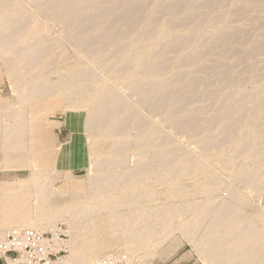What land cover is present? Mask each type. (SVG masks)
<instances>
[{
	"label": "rangeland",
	"instance_id": "374dc122",
	"mask_svg": "<svg viewBox=\"0 0 264 264\" xmlns=\"http://www.w3.org/2000/svg\"><path fill=\"white\" fill-rule=\"evenodd\" d=\"M20 1H21L22 6L25 8L28 29L31 23H32L31 25L34 24V26L32 27L30 26L29 30L27 29V26L25 30L24 29H21L20 31L18 30V32H16V34L14 35L13 39L16 40L18 38H21L22 36H25V38L27 39L29 36H30L29 38H32V37H36L37 35L39 36V35L46 34L48 32L47 29L40 32L41 30H43V28H47L43 26L45 25V22L51 23V29L53 31V32L51 31V33L53 35L58 36L60 38L62 37V39H60L61 42H59V44L54 48V52H56L58 56H62L63 63L57 66V68L53 69L54 71H50V74H49V76H52L51 79L54 82L62 78L63 76L70 74V72H72V70L75 68H78V67L83 68L85 67V65L88 66L90 63H94L93 65L95 66V69L97 71V72L95 71L96 74L100 78L108 77L109 79L110 77L111 78L109 80L110 83L112 82L111 84L117 87V88L112 87V91L115 92V95H116L115 96L116 104H114L113 102L112 106L118 105L119 102H121V100L123 99H124L123 100L124 104L127 103L123 107H120V109L123 111H120V109H118V107L116 106L112 107L114 108V110H116L117 108L116 115L122 116L126 113L131 114L129 115L130 116L129 119L131 120L130 121L128 120L127 122L128 124L130 123L129 125L131 126L127 125L128 128L125 129L124 133L129 134V136L131 137L135 136L136 138L137 136H139L141 132H144V135L146 133L145 136L150 137L151 139L152 130L155 129V132L158 131L155 137L153 138V140L151 141L150 143L151 145L150 144L147 146L145 145L142 148L141 146H138L137 144H135L136 141L134 140V143L131 144L132 148L129 145L127 146V149L126 147L125 148L123 147L121 149H119L120 147H116V148H113L112 150L110 146L111 145L110 142L102 141V142H99L97 144L95 143L94 145H92L93 140H91V135L96 136L98 135V132L96 130L89 131L79 126L78 122L80 120L78 121V119L73 118L72 115H68L67 113H55V114L49 115V119L51 121H57L61 123V128L58 130V136H59L61 143H63L64 145H70L75 139L76 144L80 146H83L85 144V153L88 156V165L75 168V177H74L75 180L77 179L76 180L77 183L83 187V191L86 193V195H84L85 198L89 197V195L91 194V191L93 192L95 188L97 187V184H98L97 181L101 180L99 179V176H98V169H97L98 162L102 160H106V158L108 157H111V152H113L114 155H119L121 153L120 155H122L123 159L126 162L125 167L123 168L115 166V169H113L111 166L110 171L114 170L113 174H117V172L122 171V170H125V171L130 170L134 172H136V170L138 169L140 170L141 165H142V163L140 162V155H145L149 163L150 161H152L150 164L154 163L152 165L154 167L155 172L157 171V166L160 163L169 161V159L173 158V156H176L175 160L180 159L182 161L185 156L184 154H187L188 156L194 159L191 162V163H194L197 160H200L203 156H205L209 148H210L209 151H211L212 154H214L215 152L222 153L226 155L225 156L226 158H232L233 163L229 164V163H225L221 161L219 162L213 156L207 157L208 162H209L208 165L210 166L209 174H211V180H213L215 176H216L215 179H217L216 182L214 180L213 183L210 182V179H209V182L210 184L212 183V184H215V186L220 187L217 191L213 192V194L200 192L198 185L200 183L199 181H203V179L199 180L197 177H194V178L190 177L187 173H180L179 175L180 185L182 186V189H183L179 191V195H177V190L173 192H170L166 188L156 190L158 198H159L158 200L159 206L162 207L163 209H162V212L160 213L161 218L153 222L151 233H153L156 237L154 241L156 242L157 240L159 244L156 247L155 252L153 254L148 255L147 252H145V250H142L140 251V254L138 255V258H137V261L141 264H150V263L151 264H209L207 260L204 259L201 250L196 248V244L198 242V238L200 234L197 233V237L193 238L191 237V233L184 231L183 226H182V224L186 222H191L190 220L193 218V215H194V211H193L194 208L198 206V204L203 205L206 203H212L213 201L215 202V206H220L225 201L233 202L234 200L231 197L234 196V194L238 193L239 191L238 194L243 195L248 202H250L251 200V202L249 203V206L250 205L253 206L252 208L251 206L250 207L248 206L249 208L246 207L247 208L246 209L244 208L245 206H243L244 210L248 214H254L258 210H260L261 212V210L264 209V159H263L264 158V136H263L264 135V102H263L264 101V0H247V1L246 0H231V1L230 0H216L217 2L215 0H208V1L207 0H182L183 7L180 5H177V6L171 5V6L161 7L162 4L160 0H102V1L96 0V1L87 2L88 4L85 3L82 6V8H84L83 9L84 14L87 17V18L83 17V20L86 21V23L82 20V22L84 23V26L77 27L75 28V30H72L71 32L73 33L75 38H79V37L81 38L86 35L87 36L94 35V37L95 36L96 38L98 37V40L101 42V43L100 42L98 43L102 46V47L98 46L99 50L97 49L98 47L96 45H93L92 48H86L84 46L81 47V45H78L80 43L77 40H75L72 37H68L71 29L64 25L63 23L64 21L61 19V17L56 12L59 11L58 8H60L62 5L64 4L68 5V3L70 5L71 4L70 2H73L74 0H59V1L58 0H49V1L40 0L41 2L39 0H19V2ZM51 1H52V4H51ZM157 1H160L158 2L160 6L159 4H157ZM118 4L120 6L122 5L123 6L120 7ZM191 6L192 8H194L195 6H196L195 8H198V10L196 11L197 13L194 12L196 13V15L194 13L191 16L186 15L187 12L189 11L187 8ZM105 8L108 10H106ZM103 10H105V12ZM52 11L53 12L56 11L54 12L55 14ZM106 11L107 12L110 11V12L107 13ZM89 13L90 15H88ZM33 17H34V20H33ZM92 17L93 19L91 20ZM173 17L177 18V21L175 23H178V24H176L175 26H174L175 23L172 24V22L170 21L171 18ZM182 18H184V21ZM54 19H56V21L52 23L51 21ZM166 19L170 21L171 23L169 24V22ZM111 21H112V25H111ZM96 22L98 24H96ZM181 24L183 26H181ZM233 26H235V28ZM34 27H36L38 31ZM33 28L35 32L37 31L36 33L32 31ZM105 29H107V31ZM63 30L66 32H64ZM147 31L149 33H147ZM26 32L27 34L25 35ZM226 32H227V35H226ZM177 34L179 36H181L180 34H182L181 37L189 36V35L190 36H189V39L188 37H186L187 40L185 39V41L184 40L179 41ZM159 35L161 36V38L163 37L162 41L160 42L161 44L157 46L156 48L152 47V49H150L151 47L150 45L155 41V39H157V36ZM174 35L175 37H177L178 41L177 39L172 38ZM71 39L73 40L71 41ZM100 39L101 40L106 39L104 41L106 48H104L105 46H103L104 45L103 44L104 42H102L103 40L101 41ZM220 40H223L224 42H221ZM234 40L235 41L237 40V41L235 42ZM135 41H137V43ZM107 43L108 45L109 44L114 45L116 48L114 46L111 47L109 45L111 47L110 48L107 45ZM126 44L129 47H127ZM146 45H149V48ZM2 47L7 48V46L6 47L2 46ZM102 48L103 50L100 51V49ZM112 48H115L113 49L114 50L113 52L111 51ZM94 49L95 51H93ZM132 50L134 51V53ZM126 52H128V54ZM129 52L130 53L132 52V55L128 56L129 58L128 57L126 58V56L130 54ZM249 54L251 56H249ZM121 55L122 56L125 55L124 58L126 59L120 58ZM98 56L100 57L98 58ZM133 56H135V58H137V60L139 61L138 65L142 64L143 67L141 65L140 66H141V69L143 70L139 68V72L141 70V73L142 72L143 73L141 75L138 74L139 78L136 77L137 79L135 78L131 80L130 79L131 75L128 74L130 75V77L129 76L127 77L126 75L129 72L127 71L125 73L127 68L123 69V67L129 66L128 63L132 62L134 59L133 60L131 59L132 61L129 60L130 62H127L128 61L127 59L134 58ZM171 57L172 58L174 57L175 59L174 58L172 59ZM119 59L122 62L123 61L127 62L128 66H126V63H123L124 65L121 63V65H123L122 67L118 63L120 62ZM82 60L85 63L86 62L87 63L85 64ZM2 63L3 61L0 57V96L2 98V102L0 104L1 105L0 112L2 111V109H4V106L6 103L14 104L16 105V107L18 106L19 104L18 97H20L19 90L21 88L17 80L11 79V78L9 79V77L6 74L7 73L6 69ZM132 64H134L135 66V64L137 63L132 62ZM132 64L130 63V67ZM134 66L131 67L133 69H130L128 67L127 70L129 71L131 70L132 72L135 71ZM121 68L122 70L120 72ZM146 78L151 79V81L153 82L155 81L153 83L154 85L152 84V86L150 87L148 86L146 90L143 89L142 91L141 89H135L134 85L136 86V83H139L140 80H144ZM121 79L123 80L121 81ZM130 80L133 82V84L131 83L129 84ZM226 82L228 83V85ZM192 86L195 88L193 89ZM148 88H151V89H148ZM168 92L170 93L169 95H168ZM165 94L166 96H164ZM247 94H249V96ZM117 95H118V98H116ZM186 98H189V99H186ZM241 98H244V99H241ZM190 102H191V105H190ZM236 102L237 104H235ZM166 104L168 106H165ZM196 108L198 109L196 110ZM201 108H204V109H201ZM135 113L137 114V117ZM141 113H143V115H141ZM142 116L144 117V119H145V116L146 117L148 116L146 119L148 120L149 118L148 122L151 124L149 125V123H147V120L146 119L144 120ZM187 117L189 118V121H187L188 120ZM190 118L194 120H191ZM140 121H143L142 123H146V124L143 126L142 124H140L141 123ZM190 122L193 123V125L196 123L195 127ZM183 123L185 125H183ZM188 123L190 126L188 125ZM119 125H122V123H119L118 126ZM137 125L140 126L139 129H137L138 127L137 128L135 127ZM182 125L184 127H182ZM187 127H191L193 131L188 129ZM186 129L188 131L185 132ZM196 132H201V134L200 133L196 134ZM136 133H138V135ZM242 136H243L242 145L245 143L244 145L246 147L247 145L246 143L249 141V145H251V147L248 146L246 148L244 147L243 149H242V145L240 147H236L235 142L238 141V139L242 140V138H240ZM156 138H158V140ZM217 139L219 142L217 141ZM233 139L235 141H233ZM226 141L228 142V144ZM204 142L209 143V144L205 146ZM0 144H1V131H0ZM252 147L254 148L253 152H255V155H253L254 157L250 158L248 156L249 152L247 151H249V149L251 150ZM237 148H241L239 150L241 151V154L239 153ZM169 149L173 150L171 151L173 153L169 152L170 151ZM178 149L179 151H174ZM158 151H162L164 155L161 154V155H158V157L154 156V155H157ZM236 151L239 153V155H237L238 153ZM147 154H149L148 155L149 157L147 156ZM181 154H183V156H181ZM166 155H168V157ZM0 158H1L0 159V189H1L2 181L4 179H8L11 182H14V181L16 182V181H19L20 179L22 180L28 179L30 175V172L28 170L27 171H18V170L15 171V170L9 169L10 170L9 171L3 168L5 163H4V154L1 150H0ZM175 163H178V162H175ZM242 167L245 170V172H248L249 170H253L256 168L255 169L257 170L256 173L251 176L253 178L252 179L253 184H251V182L250 184H248L249 183L248 181L245 182L244 180H241V178L236 176V172L240 171ZM168 168L169 167H167V170ZM3 170H6V171H3ZM88 171H90L92 174ZM183 179L184 181H182ZM52 180H55V185L58 184L60 187L66 182L63 177L62 178L60 177V179L52 178ZM58 185H56V187ZM59 186L57 188H59ZM226 187L227 189L229 187V189L226 190ZM240 189L242 191H240ZM0 196H1V191H0ZM173 196H177V198L174 200ZM228 197L232 200H229ZM68 200L71 201V198L68 197ZM216 201H218L219 203H217ZM0 216H1V206H0ZM255 222L259 225V222L257 219H255ZM126 225L127 224H125L124 226ZM103 226L106 229L103 231V233H101V235L99 236V239H97V241L100 244L108 243L110 242V240H112L111 233L107 229L108 226H105V225ZM13 228L15 227H12L10 229H13ZM58 229L63 230V232L65 233L68 230V226L66 223H58ZM68 235L69 234H66L67 241L71 239V236L69 235L70 236L69 237ZM163 240H164V243H163ZM108 254L109 255L110 254L126 255L130 259L129 254H127L123 248L119 250H109V251L103 250L98 258L102 259ZM68 255L69 253H67L66 251L64 258ZM147 258L148 259L150 258V260H148Z\"/></svg>",
	"mask_w": 264,
	"mask_h": 264
},
{
	"label": "bare ground",
	"instance_id": "6f19581e",
	"mask_svg": "<svg viewBox=\"0 0 264 264\" xmlns=\"http://www.w3.org/2000/svg\"><path fill=\"white\" fill-rule=\"evenodd\" d=\"M91 1H96V0H74L73 2H70L71 3L70 5H69V3H68V5L64 4L60 8H58L59 9L58 12H56V11H54V12L58 13V15L64 21L63 22L64 25L66 27L70 28L71 29L70 32H71L72 30H75V28H77V27L84 26V23L82 22V20H83V17H86V16L84 14V11H83L84 8H82V6L85 3L91 2ZM160 1L162 4L161 7L162 6H171V5L172 6L173 5H176V6L177 5H180V6L183 5L182 0H160ZM160 1H157V4H159L158 2H160ZM51 4H52V1H51ZM54 4H56V3H54ZM122 6H120V7H122ZM159 6H160V4H159ZM41 7H43V6H41ZM195 7L192 8V6H191V7H189L191 9L187 8L189 11L187 12L186 15H189V16L193 15V13L198 10V8H195ZM216 8H218V7H216ZM136 9H138V8H136ZM143 9H145V8H143ZM201 9H199V10H201ZM106 10H108V9H106ZM103 11L105 12V10H103ZM109 12L110 11H108L107 13H109ZM135 13H136V11H135ZM196 13H194V14L196 15ZM140 14H141V12H140ZM165 14H166V12H165ZM88 15H90V13ZM189 16H187V17H189ZM127 17H129V16H127ZM45 18H46V16H45ZM107 18H108V16H107ZM130 18H131V16H130ZM184 18H182L183 21H184ZM26 19H27V16H26L25 8L22 6L21 1L19 2V0H0V53H1L0 57L3 61L2 64L4 65V67L6 69V72H7L6 74L9 77V79L11 78V79L17 80L18 83L20 84V87H21L19 90L20 97H18L19 98L18 106L16 107V105H14V104H10V103L7 104L6 103L4 106V109H2V111L0 112V131H1L0 150L4 154V163H5L3 168L7 169V170H9V169L15 170V171L16 170H18V171H27L28 170L30 172V175H29L28 179H26V180H22V179L19 180L18 179L19 181L11 182L8 179H4L2 181L1 189H0V191H1V196H0V206H1L0 236H3L4 233L12 227H15L18 229H34V230H37L39 232H53V233H55V232L61 231L58 229V223H66L68 226V230L65 232V234H69L71 236V239H70L71 241L69 240L67 242L66 251H67V253H69V255L63 259L62 264H97L98 261H100V259L98 257L103 250H108V251L109 250H119L121 248H123L126 251V253L129 254V256H130L129 264H141L137 261L138 255L140 254V251L145 250V252H147L148 255H151L155 252V249L159 244L157 240H156V242L154 241V239L156 237L153 233H151L152 224L155 220H158L161 218L160 213L162 212V209H163L162 207L159 206V201H158L159 198H158L156 190L162 189V188H166L170 192L177 190V195H179V191L183 190L182 186L180 185L179 175H180V173H187L190 177H193V178L197 177L199 180L203 179V181H199L200 183L198 185L200 192L213 194V192L217 191L220 187L215 186V184H212L213 181L215 180V182H216L217 179H215V177H216L215 176L214 179L212 177L213 180H211V174H209L210 166L208 165L209 162H208L207 157L213 156L219 162L221 161V162H225V163H229V164L230 163L232 164L233 160H232V158H226L225 157L226 155H224L222 153H216L215 152L216 154L215 153L212 154V152L209 151L210 150V148H209V150L206 152V155L194 163H191L194 159L192 157L188 156L187 154H184L185 156H184V159L182 161L180 159L175 160L176 156L172 155L173 158H170V159L168 158L169 161L160 163L157 166V171L155 172L154 167L152 165L154 163L150 164L152 161H150V163H149L147 158L145 157V155L139 154L140 155V162L142 163V165L140 164L141 165L140 170L138 169V170H136V172L130 171V170H128V171L127 170L126 171L125 170H122V171L118 170L119 172H117V174H113L114 170L110 171L111 166L113 169H115V166L123 168V167H125L126 162L123 159L122 155H120L121 153L119 155H114V153L111 152V157H108V158L105 157L106 160H102V161L98 162V165H97L98 176H99V179H101V180L97 181L98 184H97V187L95 188V190L93 192L91 191V194L89 195V197L85 198L84 195H86V193L83 191V187L80 186L76 181L77 179L75 180V178H74L75 177V168L88 165V156L85 153V144L83 146H80V145L75 143L76 142L75 139L73 140V142L70 145H64L63 143H61L59 136H58V130L61 128V123L57 122V121H51L49 119V115L55 114V113H67L68 115H72L73 118L78 119V121L80 120L78 122L79 126L83 127L84 129H87L89 131L96 130L98 132V135H96V136L91 135V140H93L92 145H94L95 143L97 144V143L102 142V141L103 142H110L111 143L110 146H111L112 150H113V148H116V147H120L119 149L126 147V149H127V146L130 145V147H131V144L134 143V140L136 141L135 144H137L138 146H141L143 148V146H145V145L147 146L151 143V141L153 140V138L155 137V135L157 134L158 131L155 132V129L153 128L154 130H152L151 139H150V137H146L145 136L146 133L144 135V132H141V131H140L141 133L139 134V136H137L136 138H135V136H132L133 137L132 138L131 136H129V134L124 133L125 129L128 128V126H131V125H129L130 123L129 124L127 123L128 120L129 121L131 120V119H129L130 118L129 115H131V114L126 113L122 116L116 115L117 114L116 113L117 108H116V110H114V108H112V107L116 106V107H118V109H120V107H123L127 103L124 104V101H123L124 99H123V100H121V102H119V104L117 103L118 105L112 106L113 102H114V104H116L115 103V100H116L115 96L116 95H115V92L112 91V87L115 88L116 86L111 84L112 82L110 83V81H109L111 79L110 77H109V79H108V77L100 78L96 74L97 71L95 69V66L93 65L94 63H90L88 66L85 65V67H83V68H80V67L75 68L72 70V72H70V74H67L66 76H63V77L61 76L62 78H60L54 82L51 79L52 76H49V74H50V71H54L53 69L57 68V66H59L61 63H63L62 56H58V54L56 52H54V48L59 44V42H61L60 39H62V37L60 38L58 36L53 35L51 33V31H52L51 23L45 22V25H43V26H45L47 28H43V30H41L40 32L47 29L48 32L46 34L39 35V36L37 35L36 37H32V38H29L30 36L28 35L29 39L28 38L26 39L25 36H22L21 38H18L16 40L13 39L14 35L16 34V32H18V30L19 31L21 29L25 30L26 26L28 25ZM92 19H93V17L91 18V20ZM33 20H34V17H33ZM129 20H131V19H129ZM190 20H191V18H190ZM55 21H56V19L52 20L51 22L54 23ZM170 21L172 22V24H174L177 21V18L173 17V18H171ZM170 21H168L169 24L171 23ZM183 21H181V22H183ZM84 22L86 23V21H84ZM125 22H127V21H125ZM191 22H192V20H191ZM31 24H30L31 27L34 26V24L33 25H31ZM41 24H43V23H41ZM96 24H98V23L96 22ZM96 24H94V25H96ZM176 24H178V23H175L174 26ZM111 25H112V21H111ZM30 26H29V29H30ZM181 26H183V25L181 24ZM233 27L235 28V26H233ZM34 28L36 29V27H34ZM34 28L32 31H34ZM27 29H28V26H27ZM38 29H40V28H38ZM41 29H42V27H41ZM183 29H185V28H183ZM105 30L107 31V29H105ZM234 31H236V30H234ZM27 32L25 33V35L27 34ZM64 32H66V31H64ZM70 32H69L68 37H72L75 40H77L80 43L78 45H81V47L84 46L86 48H92L93 45H96L97 47L101 46L98 43V42H100L98 40V37L96 38V36L94 37V35H90V36L86 35V36L81 37V38L80 37L75 38L73 33L72 32L70 33ZM81 32H79V33H81ZM147 33H149V32L147 31ZM101 34H103V33H101ZM30 35H31V33H30ZM32 35H33V33H32ZM180 35L182 36V34H180ZM226 35H227V32H226ZM181 36L178 35L179 41H183V40L185 41L186 37H188V39H189L190 35L189 36H183V37H181ZM219 36H220V34H219ZM162 38L160 35L157 36V39H155V41L150 45L151 46L150 49H152V47L156 48L157 46H159L161 44L160 42L162 41ZM172 38L177 39V37H175V35ZM205 38H207V37H205ZM227 38H228V36H227ZM240 38H239V40H240ZM65 39H66V37H65ZM178 39H177V41H178ZM72 40L73 39H71V41ZM105 40H103L102 42H104ZM206 40H208V39H206ZM113 41H114V39H113ZM126 41H127V39H126ZM191 41H189V42H191ZM220 41L224 42L223 40H220ZM135 42L137 43V41H135ZM103 44H104L103 46H105V42ZM107 45H108V43H107ZM2 46H5V47L7 46V48H4ZM9 46H11V47H9ZM110 46L112 47L114 45H110ZM146 46L149 48V45H146ZM204 46H206V45H204ZM127 47H129V46L127 45ZM104 48H106V46ZM115 48H112L111 51L113 52L114 51L113 49H115ZM97 49L99 50V47ZM101 50H103V48L100 49V51ZM93 51H95V49ZM208 52H209V50H208ZM254 52H255V50H254ZM126 53L128 54V52H126ZM133 53H134V51H133ZM93 55H94V53H93ZM130 55H132V52L129 55H127L126 58ZM121 56H120V58L126 59V58H124L125 55L122 57ZM249 56H251V55L249 54ZM99 57L100 56H98V58ZM133 57L134 58L127 59L128 60L127 62H130L134 59L132 62H136L137 64H135V66H134V64H132V62H130V63L134 66V69L136 72L135 71L132 72L130 70L131 71V73H130V71L127 70L128 67L130 69H133V68H131V67H133L132 65L130 67V63H128L129 64V66H128L127 62H124V61L122 62L120 59H119L120 62H118L120 65H121V63L122 64L126 63V66H128V67H123L124 64L121 66L123 67V69L127 68L125 73L127 71L129 72L126 75H127V77L128 76L130 77V75H131V77H130L131 80L135 79L136 77L139 78L138 74L141 75L143 73V72L141 73V70H143V69H141L142 64H140L141 66L138 65L139 61L137 60V58H135V56H133ZM101 58H102V56H101ZM110 58H112V57H110ZM106 59H108V58H106ZM199 61H201V60H199ZM139 68L141 69L140 72H139ZM174 69H175V67H174ZM121 70H122V68L120 69V72H121ZM128 74H130V75H128ZM122 80L123 79H121V81ZM130 81H129V84L130 83L133 84V82L132 81L130 82ZM138 81H139V79H138ZM154 82L151 81V79L146 78L144 80H140L139 83H136V86L134 85V87H135V89H141V91H142L143 89L146 90V88L148 86L149 87L152 86V84ZM227 85H228V83H227ZM155 86H156V84H155ZM155 86H153V87H155ZM151 88H148V89H151ZM192 88L194 89L195 87L192 86ZM225 88H226V86H225ZM137 91H139V90H137ZM145 92H147V91H145ZM131 93H133V92H131ZM155 94H157V93H155ZM169 94L170 93L168 92V95ZM118 95L116 98H118ZM244 95H246V94H244ZM247 95L249 96V94H247ZM164 96H166V94ZM177 97H179V96H177ZM163 99H164V97H163ZM186 99H189V98H186ZM241 99H244V98H241ZM241 99H240V101H241ZM144 100H143V102H144ZM140 101H142V100H140ZM169 101H170V99H169ZM1 102H2V98L0 96V104H1ZM136 102H137V100H136ZM149 102H151V101H149ZM185 104H184V106H185ZM235 104H237V102ZM260 104H261V102H260ZM190 105H191V102H190ZM165 106H168V105L166 104ZM221 106H223V105H221ZM230 106H232V105H230ZM198 107H200V106H198ZM243 107H245V106H243ZM197 109L198 108H196V110ZM201 109H204V108H201ZM120 111H123V110L120 109ZM134 111H135V109H134ZM175 111H176V109H175ZM193 111H194V109H193ZM136 113H135V115L137 117ZM202 114H204V113H202ZM141 115H143V113H141ZM195 116H194V118H195ZM147 117L145 116V119ZM139 119H140V117H139ZM143 119H144V117H143ZM148 120H149V118H148ZM148 120H147V123H149ZM191 120H194V119H191ZM150 121H151V119H150ZM187 121H189V118ZM196 121H194V122H196ZM140 122H141L140 124H142L143 126L146 124V123H142L143 121H140ZM119 123H122V125L118 126ZM184 123H185V121H184ZM184 123H183V125H185ZM150 124L151 123H149V125ZM191 124L193 125V123H191ZM195 124L193 125L194 127H195ZM183 125H182V127H184ZM188 125H189V123H188ZM227 125H229V124H227ZM135 127L136 128L138 127L137 129H139L140 126L137 125ZM198 127H197V129H198ZM187 128L193 131V129H191V127H187ZM212 129H213V127H212ZM141 130H142V128H141ZM145 130H147V129H145ZM223 130H224V128H223ZM186 131H188V130L186 129L185 132ZM197 133L201 134V132H196V134ZM136 134L138 135V133H136ZM136 134H134V135H136ZM231 134H230V136H231ZM224 135H223V137H224ZM237 138H238V136H237ZM240 138H242V140L238 139V141L235 142L236 147H240L242 145L243 136ZM248 138H249V136H248ZM156 139L158 140V138H156ZM159 139H161V138H159ZM234 139H233V141L236 140V139L235 140ZM246 140H247V138H246ZM217 141H218V139H217ZM218 142H216V143H218ZM260 142H262V141H260ZM251 143H252V141H251ZM204 144H205V146H207L209 143L204 142ZM227 144H228V142H227ZM233 144H234V142H233ZM246 144H247L246 147H248V146L251 147V145H249V141ZM165 145H167V144H165ZM214 145H215V143H214ZM243 145H242V149L245 147V145L244 146ZM89 147H91V146H89ZM253 147L251 148V150L248 148L249 151H247L250 154V155L248 154V156L250 158L254 157L253 155H255V152H253V149H254ZM237 149L239 151L241 148H237ZM169 150H170L169 152L173 151L171 149H169ZM174 151H179V149L174 150ZM243 151H242V153H243ZM167 152H165V153H167ZM171 153H173V152H171ZM171 153H170V155H171ZM239 153L241 154V151H239ZM239 153L237 155H239ZM161 154H163V152L158 151L157 155H154V156L158 157V155H161ZM234 154H235V152H234ZM148 155L149 154H147V156ZM168 155H166V156L168 157ZM181 156H183V154H181ZM160 157H162V156H160ZM175 162H178V163H175ZM138 167H139V165H138ZM167 167H169L168 170H167ZM242 169H243V167H242ZM242 169L240 171L236 172V176L241 178V180H244L245 182L248 181L249 182L248 184H250V182H251V184H253V180H252L253 178L251 176L256 173V171H257V170H255L256 168L253 170H249L248 172H245V170L244 169L242 170ZM3 171H6V170H3ZM88 172H90V171H88ZM60 177L61 178L63 177L66 182L61 187L58 184H56L59 186V188H57L58 186L56 187L55 180H52V178L60 179ZM181 179H182V177H181ZM185 179H187V178H185ZM209 179H210V182H212L211 184L209 182ZM182 181H184V179ZM227 185H228V183H227ZM154 188H156V189H154ZM228 189H229V187H228ZM228 189L226 187V190H228ZM240 191H242V190L240 189ZM238 193H239V191H238ZM238 193L234 194V196L231 197L234 200L233 202L225 201L220 206H215L214 201L212 203H206L203 205L198 204V206H196L193 210L194 215H193V218L190 220L191 222H186V223L182 224L184 231H186L188 233L190 232L191 237L196 238L197 233L200 234V236L198 238V242L196 244V248L201 250L204 259L207 260V262L209 264H264V209L261 210V212H260V210H258L254 214H248L244 210V208L249 206V203L251 202V200H250V202H248L243 195H239ZM68 197L71 198V201L68 200ZM57 198H59V199H57ZM173 198L175 200L177 198V196H173ZM232 199L229 198V200H232ZM171 202H173V201H171ZM216 202L219 203L218 201H216ZM194 203H195V201H194ZM243 206H245V207L243 208ZM252 207L253 206H251V208ZM96 217H98V218H96ZM255 219L258 220L259 225L255 222ZM125 224H127V225L124 226ZM103 225L108 226L107 229L111 233V239L112 240H110V242H108V243L100 244L97 241V239H99V236L101 235V233H103V231L106 229ZM171 236H172V234H171ZM171 236H169V237H171ZM193 238H191V239H193ZM157 239H158V237H157ZM163 243H164V240H163ZM112 253H113V251H112ZM143 257H144V255H143ZM148 260H150V258Z\"/></svg>",
	"mask_w": 264,
	"mask_h": 264
},
{
	"label": "built area",
	"instance_id": "2783aa9c",
	"mask_svg": "<svg viewBox=\"0 0 264 264\" xmlns=\"http://www.w3.org/2000/svg\"><path fill=\"white\" fill-rule=\"evenodd\" d=\"M67 242L63 230L10 229L0 236V264H62ZM97 264H129V258L110 254Z\"/></svg>",
	"mask_w": 264,
	"mask_h": 264
}]
</instances>
